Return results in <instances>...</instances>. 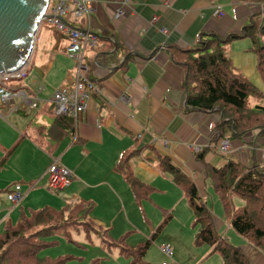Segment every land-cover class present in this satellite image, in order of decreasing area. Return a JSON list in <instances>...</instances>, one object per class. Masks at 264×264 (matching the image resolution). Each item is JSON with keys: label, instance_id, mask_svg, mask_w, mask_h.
Wrapping results in <instances>:
<instances>
[{"label": "crops", "instance_id": "1", "mask_svg": "<svg viewBox=\"0 0 264 264\" xmlns=\"http://www.w3.org/2000/svg\"><path fill=\"white\" fill-rule=\"evenodd\" d=\"M216 6L220 16L215 14ZM263 7L237 0H93L87 13L79 17L66 14L69 25L97 35L95 46L84 53L86 76L95 92L90 93L86 109L76 116L74 124L71 119V131L55 121L50 103L53 90L68 83L72 72V61L66 54L67 37L53 28L55 36L47 34L49 25L41 21L27 63L33 71L32 84L26 85L40 103L35 108H23L26 111L13 118L14 126L9 129L21 135L3 150L0 171L26 131L31 141L22 143L30 152L44 157V151L50 153L51 159L57 158L73 177L67 187L54 194L44 185L37 186L51 159L46 158L39 168L37 163L26 165L21 178L29 183L20 186L22 198L12 203L24 206L18 208L14 223L11 210H7L1 231L6 225H15L21 213L30 216L47 207L60 211L64 220L80 217L81 221L45 237L49 244L39 252L57 243L49 239L57 232L77 242L71 239L70 229L78 227L91 230L101 243L95 257H89V264H104L103 254L110 257L111 264H158L166 259L160 250L162 244L171 246V258L178 264H228L214 249L215 243L196 242L199 228L187 196L161 167L160 158L166 156L191 177L210 213L217 241L239 248L248 264H264L262 252L230 227L219 198L222 216L214 204L209 208L204 198L207 166L219 168L231 160L264 173V131L255 126L237 135L223 123L225 118L219 125L223 117L217 107L202 112L187 106L184 71L171 54L174 49L194 47L204 33L223 37L238 32L251 14L258 12L260 16ZM224 48L234 71L264 98V81L250 39L235 37ZM248 102L252 106L257 99L250 97ZM219 138L229 141L226 156L206 151V146ZM162 140L168 143L164 146ZM189 145L196 146L202 156L196 157ZM126 176L137 183L136 193ZM145 242L141 255L127 251ZM59 257H68L63 264L75 259L71 254L44 256Z\"/></svg>", "mask_w": 264, "mask_h": 264}, {"label": "trees", "instance_id": "2", "mask_svg": "<svg viewBox=\"0 0 264 264\" xmlns=\"http://www.w3.org/2000/svg\"><path fill=\"white\" fill-rule=\"evenodd\" d=\"M237 1L264 5V0ZM238 36L250 39L257 56V69L264 81V7L260 16L258 12L251 14L238 32H229L223 37L204 33L194 47L174 49L171 54L184 71L182 85L186 90L185 104L202 112L217 107L223 117L219 125L225 118L223 123L240 135L255 126L264 131V98L244 76L234 71L225 54L224 45ZM250 97L257 99L255 105L250 106ZM55 121L71 131L70 117L55 115ZM215 131L216 136L221 137V132ZM201 153H196V157H201ZM160 164L187 196L199 228L196 242L215 243L214 249L228 264H248L239 248L217 241L210 213L200 199L191 177L166 156L160 158ZM205 172L222 204L224 215L229 218L230 227L264 255V173L255 168L246 169L231 160H227L219 168L207 166ZM126 180L136 193L135 180H131L129 176H126ZM232 196L242 198L244 205L232 208ZM60 213L45 207L32 212L30 216L21 213L20 220L15 225H6L0 232V264H63L68 257L47 259L38 255L49 244L45 237L81 221L80 217L64 220ZM82 223L85 227H90L88 222ZM146 244L147 242L137 247L138 249L130 248L127 251L137 257L143 253Z\"/></svg>", "mask_w": 264, "mask_h": 264}, {"label": "built area", "instance_id": "3", "mask_svg": "<svg viewBox=\"0 0 264 264\" xmlns=\"http://www.w3.org/2000/svg\"><path fill=\"white\" fill-rule=\"evenodd\" d=\"M92 1L47 0L44 17L41 20L46 21L53 29L67 37L66 54L72 61V72L68 78V83L61 84L53 90L50 103L54 115H66L72 119L73 124L76 121V116L86 109L90 93L95 92L94 85L86 76L84 53L86 48L95 46L97 35L69 25L64 17L68 13H71L74 17L87 13L91 8ZM116 13L119 14L120 11L116 10ZM215 14L220 16L219 6H216ZM153 20L154 17L151 18V21ZM161 31L164 32V29H161ZM160 48L164 49L163 46H160ZM27 63L28 60L21 68L13 72L0 73V111L8 113L25 107L35 108L37 106V100L39 99L35 92L30 91L27 86L15 85L16 83L22 84L23 78L27 75ZM36 89L40 90L41 86L37 85ZM0 117L3 118L4 113L0 112ZM167 143L168 140H162V145L165 146ZM189 147L196 153L199 151L194 145H189ZM207 149L226 156L230 150V144L226 138H219L217 142L208 144ZM43 176L45 177L43 184L45 189L49 192H58L69 185L73 174L62 166L57 158H52L45 168ZM6 193V198L13 204L22 198L20 186L17 183L10 186ZM160 250L166 257V260L162 261L161 264H178L171 258L172 248L169 244H162Z\"/></svg>", "mask_w": 264, "mask_h": 264}, {"label": "rangeland", "instance_id": "4", "mask_svg": "<svg viewBox=\"0 0 264 264\" xmlns=\"http://www.w3.org/2000/svg\"><path fill=\"white\" fill-rule=\"evenodd\" d=\"M44 23H46V21L41 22V24H44ZM49 26H46L47 34L55 36V32L52 29L53 27L52 26L49 27ZM26 70H27V75L23 78L22 84L16 83L15 85L26 86V85L32 84L33 71L28 65L26 67ZM39 103H40V100H37V106ZM22 111H26V110L19 109L18 111L8 112V113L4 111H0L1 113H4V117L3 118L0 117V156L3 154V150L9 149V147L13 145L17 137L21 135L19 133L14 132L12 129H9V127L14 126L12 122L13 118L19 117L18 113ZM11 115H15V117ZM22 134H23L22 140L24 139V140L31 141V138L26 131H23ZM22 142L20 146L18 147V149L16 148L17 150H15V152H13V154L10 156V158L8 159V162L6 163V166L0 171V231L3 227V223H4L3 218L6 215L7 210L8 209L11 210L12 213L10 215V220L12 223H14L17 217L18 208L21 206H24L22 203H19L18 205L17 204L13 205L6 198V194H7L6 191L9 188L10 184L12 186L13 184L17 183L19 186L22 187L24 182H27L25 178H21V175H23V173L27 169L26 165H28L29 163H34V164L37 163L38 168H39L40 166L42 167L46 158L51 159L50 153L46 154L48 152L44 151L45 157L40 154H34L30 152L26 148V145H24V143ZM55 154H59V153H55ZM34 181L35 180H31L32 183ZM44 181H45V177H41V179L38 181L37 186L42 187L44 184ZM6 182H9L10 184L8 183L9 185H5L3 187L2 185H4ZM28 183L29 182H27V185ZM205 187H206V194L204 195V198H205L206 205L209 208H211L212 205L214 204L215 211L222 216V211H221V207L219 204L218 196L214 192L209 178H207L205 181ZM230 203H231L232 208H239L244 205V200L238 196H232ZM70 237L73 241H77L79 244L77 242H70L68 238H65L60 232H57L49 237V239L56 240L57 243L54 246L45 248L44 250L39 252L38 255L40 257H44V256L55 257V256L62 255V254H71L75 256V259L66 262V264H89L90 263L89 257L92 255L90 259L94 258L95 257L94 253H96V251L100 249L99 244L101 243L98 240V238L94 237L91 230H84L83 228H78V227L70 229ZM105 248L111 249L115 247L106 246ZM76 256L79 258L76 259ZM103 257L108 259V260L104 259L102 261L104 264H111L110 257L108 258L106 254H103ZM124 260L125 259L122 258L121 263L124 262ZM161 262L158 264H161ZM150 264H155V263L150 262ZM209 264H212V263H209Z\"/></svg>", "mask_w": 264, "mask_h": 264}, {"label": "water", "instance_id": "5", "mask_svg": "<svg viewBox=\"0 0 264 264\" xmlns=\"http://www.w3.org/2000/svg\"><path fill=\"white\" fill-rule=\"evenodd\" d=\"M47 0H0V73L21 68L33 49Z\"/></svg>", "mask_w": 264, "mask_h": 264}]
</instances>
